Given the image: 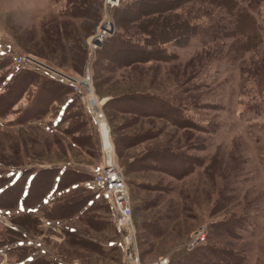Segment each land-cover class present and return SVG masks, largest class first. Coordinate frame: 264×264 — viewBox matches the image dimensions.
<instances>
[{"label":"rangeland","instance_id":"rangeland-1","mask_svg":"<svg viewBox=\"0 0 264 264\" xmlns=\"http://www.w3.org/2000/svg\"><path fill=\"white\" fill-rule=\"evenodd\" d=\"M66 1L0 0V58L7 60L11 74L22 71L12 56H28L85 82L99 126L80 97L90 118L74 133L82 146L66 135L63 128L68 122L58 124L53 112L20 123L14 120L16 113H3L0 186L13 183L26 169L35 173L55 165L90 174V180L77 184L93 196L73 216L53 220L42 214L50 199L71 196L66 205L86 197V192L70 195L72 186L54 193L52 189L42 201L30 200L32 206L18 200L13 207H0V264H16L8 249L19 244L32 249V255L58 264H123L121 236L94 182L103 153L113 157L111 171L119 174L130 212L125 220L130 228L128 241L141 264L160 257H167L168 264H202L201 259L191 260L199 245L188 247L199 228L205 234L203 245L222 251L210 256L212 264H264V0L248 9L260 35L249 47H244L246 36L235 32L240 11L219 0H169L172 8L166 7L170 9L151 20L129 22L118 16V23L114 19L117 10L106 0H85L92 5L84 10L90 11L89 18L73 15L77 9H64ZM161 6L158 3L153 10ZM106 20L112 22L113 31L104 34V39L114 31L135 39L155 35L163 21L160 35L170 34L167 27L173 35L176 30L181 34V24L189 42L167 43V60L119 66L108 72L98 66L107 63L97 52L102 44L91 41ZM135 92L152 93L170 105H164L161 112L153 106L152 116L140 115L137 112L146 107L139 97L130 96ZM28 94L19 100L21 105L48 99L39 88ZM119 95H123L119 103H106ZM184 119L195 127L175 123ZM102 123L105 143L100 136ZM159 150L171 155L152 160L151 151ZM45 178L39 176L38 182L45 184ZM38 190L33 186L30 196ZM8 195L6 199L14 200V194ZM92 200L94 207L82 212ZM75 208L66 206L54 214H68ZM22 212L37 219L30 230L11 222L12 216ZM8 228L18 229L22 236L11 234ZM84 238L104 248L99 250ZM11 239L17 241L9 243Z\"/></svg>","mask_w":264,"mask_h":264},{"label":"trees","instance_id":"trees-1","mask_svg":"<svg viewBox=\"0 0 264 264\" xmlns=\"http://www.w3.org/2000/svg\"><path fill=\"white\" fill-rule=\"evenodd\" d=\"M219 1L224 4H227L228 8L240 11V14L237 17V30L235 32L238 31L240 34H244L246 36L247 43H245L244 47H249L250 45H253L252 40L258 39L260 35L257 29L256 19L248 9H251V6L256 4L258 0ZM168 2L169 0H118L117 5L112 7L118 11V13L116 11L114 15L115 22L118 23V21H120L117 18L118 16H122L121 18H123L124 21L128 20L129 22L133 20L143 21L146 18L147 21L151 20L153 17L157 16L158 12H160L159 14L162 15L161 13H164L166 10L172 8L170 7L171 4H167ZM158 3L162 5L161 8L153 10L154 7L156 8V5ZM90 6L92 5H90V3H87L85 0H68L66 1L63 7L64 9L69 10H71L72 8L77 9V13H73V15L89 18L90 11L84 10H88L86 8ZM165 20L169 21L170 19ZM169 23L170 25H173L171 21H169ZM162 24L161 27L158 28L159 31L157 32V34H148L142 36V38L140 39L125 36L123 34L118 33L117 31H114L111 35L104 39L101 47L99 48V51H97L99 53V59L107 61V63L99 64L98 66L101 67V69L109 72L112 71L114 68H118L119 66H133L135 64H138L139 62H145L150 60H167V58L170 57V54L166 51L165 45L171 42H175L174 44L176 45L184 44L186 42L188 43L189 41H187V39L189 34L186 36L187 30H185V26L178 24L181 30L180 32H182L181 34H179V31L177 32L176 30L175 35H173L172 31L167 27L166 30L170 32V34L168 36L160 35L161 29H163ZM8 75L9 77L7 81L3 84V87L0 90V115L7 112L16 113V117L14 118V120L20 123L28 121L29 119L39 118L42 116L43 112H53L52 118H58V124L68 122V127L63 128V131L66 133V135L76 144L80 146L83 145V141H80L79 136H75L74 133L78 132L80 126L82 124H85V122L90 118L89 115H87L79 96L71 89L68 84L57 79H53L49 76L45 77L43 73L39 74L35 71L33 72L30 69H24L22 71H17L11 74L10 68L7 64V60H5L4 58H0V83ZM33 86H35V88H33L34 90L32 91L31 87ZM37 88H39V90L41 89L46 91L48 99L44 100L39 98L40 104L36 103L37 99L34 102L29 100L24 105H21L19 103V100L21 99L24 93H26L27 95H30L28 94L29 92L36 93ZM122 96L123 95H119L118 97H113L111 100L108 99L109 101L107 100L106 103H119L120 98H122ZM130 96L136 99L137 97H139V99L143 100V105L146 107V109H140L141 111L137 113L146 117L153 115V106H155V109H158V112H161L163 106H168L169 104L164 99L157 97L152 93L135 92L131 93ZM170 108L174 110L175 106H171ZM117 109L119 110L118 107ZM175 123H178L177 125L179 126L195 127V125L192 124L193 122H189L187 119H184V121L177 120ZM91 124L93 123L91 122ZM165 154L171 155V152L169 153L162 150L155 152L151 151L150 157L152 158V160H157L158 158H162ZM44 175H46V178L44 179L45 184H42L41 182H38V180L39 176L43 177ZM73 175H75V177L77 178H72ZM90 179V174H87L71 167L61 169L60 167L54 165L41 168L35 173H33V170L31 171V169H26L18 178L15 179V181H13V183H7L6 181L5 183L1 184L0 207H13L16 205L18 200H21L22 205L32 206L30 205V200H33V202L37 203L39 201H42L47 195V193L52 189V192L54 193L55 191H62L65 188L72 186L69 189L70 191H72V194L70 195H76V191H81L86 192V197H82L79 201L76 202L70 201L65 205L67 200L72 199L71 196H66V198L68 199H64L65 196L64 198L61 196H57L56 198L53 197L52 199H50L49 203L42 207V214L48 219L53 220L56 218L71 217L91 200V197L93 195H88L89 190L86 189L85 186L83 187L82 185L77 184L79 182L88 181ZM25 183L26 191L24 192ZM18 184H21L20 188ZM38 184L42 185H40L39 187ZM33 186H35L39 190L35 194V196H30V193L32 192L31 188ZM10 193L14 194V200L6 199L7 196H9L8 194ZM61 198H63V200ZM99 200H101V198ZM95 202L96 201L92 200L82 212H86L89 209H92L94 207L93 204ZM66 206H76V208L68 214H64L65 212L59 215L54 214L58 213ZM33 218L34 217L30 213L22 212L19 213L17 216H12L11 222L14 225H17L25 230H30L31 226L33 225V220H37L36 218ZM225 228L228 232H232L231 227L225 226ZM8 232L18 237L22 236V233L15 228H8ZM15 240L16 239H11L9 240V243H15ZM84 240L88 244L99 248V250H102V248H104L97 242L85 238ZM202 245L203 243L196 247L195 250H197V253L192 255L191 260L197 262L201 259L202 264L215 263L213 261L209 262L210 256L222 253V251L218 252L210 246ZM8 250L14 253V262L16 264H58L43 255H32V249L22 244H19L17 246L15 245V247L10 248ZM109 250H113V247ZM223 253L226 252L223 251ZM187 257L190 256L188 255Z\"/></svg>","mask_w":264,"mask_h":264},{"label":"built area","instance_id":"built-area-1","mask_svg":"<svg viewBox=\"0 0 264 264\" xmlns=\"http://www.w3.org/2000/svg\"><path fill=\"white\" fill-rule=\"evenodd\" d=\"M106 3H108L110 7H113L117 5L118 0H106ZM12 60L21 70H41V72H43L44 74H49V76L68 84L71 89L82 99L83 104L88 108L94 122L97 126H99L100 119L97 117L96 113L93 110V107L90 104V100L88 97V91L90 89L85 82H80L77 79L74 80L72 78H69V76L67 77L66 75H61L49 65L45 66L42 63L29 58L28 56H12ZM100 141L102 150L104 151L106 147L104 146L102 139H100ZM111 160L112 159H110V156L107 153H103L101 165L99 169L94 173V182L99 190V193L101 194L100 197L108 202L112 222L114 224L116 232L121 236L120 248L123 251V264H141L138 260L137 253H135L134 248L132 247L131 243L129 244L128 241L130 237V228L126 224L125 220L130 214L128 209L129 207L126 201V196L123 193L121 181H119V174L111 171ZM115 175H118V178H116ZM193 237L194 238L190 241L191 243H189L188 245L189 248L200 245V243L203 242L205 237L204 230L202 228H199L195 232ZM148 264H168V258L160 257L156 261Z\"/></svg>","mask_w":264,"mask_h":264},{"label":"water","instance_id":"water-1","mask_svg":"<svg viewBox=\"0 0 264 264\" xmlns=\"http://www.w3.org/2000/svg\"><path fill=\"white\" fill-rule=\"evenodd\" d=\"M100 30L106 33H111L113 31V24L111 21L106 20L100 25ZM94 44L100 46L104 41V35L101 34H95L91 40Z\"/></svg>","mask_w":264,"mask_h":264},{"label":"bare ground","instance_id":"bare-ground-1","mask_svg":"<svg viewBox=\"0 0 264 264\" xmlns=\"http://www.w3.org/2000/svg\"><path fill=\"white\" fill-rule=\"evenodd\" d=\"M102 33V35H104V34H106V32H103L102 30H100L99 32H98V34H101ZM93 38V37H92ZM91 38V39H92ZM93 43V42H92ZM101 128H102V131H103V134L101 135V137H102V139H103V141H104V143L106 142V128H105V125L102 123V125H101ZM108 133V132H107ZM109 140H108V138H107V142H108ZM108 147L110 146L111 147V144H110V142H108ZM107 145V144H106ZM109 150V149H108ZM109 158V157H108ZM112 160V162H113V157L111 158ZM109 160V159H108ZM110 165H112V164H110ZM111 175H113V174H111ZM116 176V178H118V175H115Z\"/></svg>","mask_w":264,"mask_h":264},{"label":"crops","instance_id":"crops-1","mask_svg":"<svg viewBox=\"0 0 264 264\" xmlns=\"http://www.w3.org/2000/svg\"><path fill=\"white\" fill-rule=\"evenodd\" d=\"M0 54H1V53H0ZM100 129H101L100 134L102 135V134H103L102 128L100 127ZM107 244L110 246V245H112V242H111V241H107Z\"/></svg>","mask_w":264,"mask_h":264}]
</instances>
